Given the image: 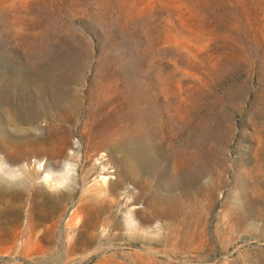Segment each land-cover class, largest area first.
I'll use <instances>...</instances> for the list:
<instances>
[{"label": "rangeland", "instance_id": "374dc122", "mask_svg": "<svg viewBox=\"0 0 264 264\" xmlns=\"http://www.w3.org/2000/svg\"><path fill=\"white\" fill-rule=\"evenodd\" d=\"M0 264H264V0H0Z\"/></svg>", "mask_w": 264, "mask_h": 264}, {"label": "bare ground", "instance_id": "6f19581e", "mask_svg": "<svg viewBox=\"0 0 264 264\" xmlns=\"http://www.w3.org/2000/svg\"><path fill=\"white\" fill-rule=\"evenodd\" d=\"M51 126V125H50ZM31 153V152H30ZM60 161V160H59ZM65 162V161H64ZM75 167V166H74ZM71 169V168H70ZM67 174L65 173V176H66ZM49 177V176H48ZM62 177V176H61ZM64 177V176H63ZM58 178V177H57ZM60 178V177H59ZM53 179H55V178H53ZM64 180V178H61V180H58V182H64L63 181ZM68 180V179H67ZM106 180V179H105ZM56 180H54L53 182H55ZM57 182V181H56ZM59 184V183H58ZM61 185V184H60Z\"/></svg>", "mask_w": 264, "mask_h": 264}]
</instances>
